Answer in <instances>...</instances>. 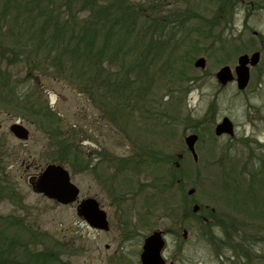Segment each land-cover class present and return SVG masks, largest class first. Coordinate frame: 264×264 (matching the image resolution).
Returning <instances> with one entry per match:
<instances>
[{
	"label": "rangeland",
	"instance_id": "obj_1",
	"mask_svg": "<svg viewBox=\"0 0 264 264\" xmlns=\"http://www.w3.org/2000/svg\"><path fill=\"white\" fill-rule=\"evenodd\" d=\"M159 2L184 19L176 24L177 34L202 45L189 53L183 81L166 74L147 82L146 96L131 98L145 110L129 104L113 124L81 89L38 71L25 74L24 81L21 62H0L21 81L17 94L30 88L31 101L55 115L16 112L10 91L0 89L3 177L15 189L14 202L2 201L0 214L26 213L27 225L40 234V248L63 264H140L144 238L154 232L163 233L166 264H264V0L233 8L225 0ZM255 52L260 61L245 92L217 85L220 68L233 71L240 55ZM199 58L206 61L204 70L194 67ZM223 118L231 122L232 135L215 136ZM13 124L26 129L28 138L17 140L8 130ZM66 130H72L74 144L62 157L52 138L62 140ZM192 134L196 160L185 145ZM50 164L68 171L79 190L74 203L63 206L35 191ZM87 198L106 213L107 231L91 229L80 217ZM194 206L200 218H187L179 228L182 214H193Z\"/></svg>",
	"mask_w": 264,
	"mask_h": 264
},
{
	"label": "trees",
	"instance_id": "obj_2",
	"mask_svg": "<svg viewBox=\"0 0 264 264\" xmlns=\"http://www.w3.org/2000/svg\"><path fill=\"white\" fill-rule=\"evenodd\" d=\"M225 1L231 8L238 5L237 1ZM135 2L0 0V62H21L24 81L28 80L27 73L38 71L81 89L87 102L111 123L117 113L127 111L129 104L144 111V105L131 98L146 96V83L158 76L169 74L173 80H182L187 74L185 65L191 63L189 53L202 43L188 34H177L176 24L184 19L174 16L179 15L177 12L164 11L159 0ZM196 24L201 27V22ZM210 32L208 28L206 35ZM178 64L181 68L176 69ZM10 76L0 68V89L10 91L16 112L54 118L45 105L31 101L30 88L17 94L21 81ZM72 136V130H66L62 140L51 137L53 145L61 147L62 157L71 152ZM6 156L0 144V203H13L15 189L3 177ZM184 213L179 228L185 219L201 216V212L192 214L188 209ZM27 222L26 213L19 217L0 214V264H63L44 246L40 248V234ZM245 255L251 262L253 254Z\"/></svg>",
	"mask_w": 264,
	"mask_h": 264
},
{
	"label": "water",
	"instance_id": "obj_3",
	"mask_svg": "<svg viewBox=\"0 0 264 264\" xmlns=\"http://www.w3.org/2000/svg\"><path fill=\"white\" fill-rule=\"evenodd\" d=\"M238 2H245V0H233ZM260 53L255 52L249 55H240L237 60V66H235L234 76L229 67L224 66L218 70L215 75V80L220 86H225L235 78L237 83V89H245L249 82V67L255 66L259 63ZM206 61L203 58H199L194 62V67L204 70ZM233 76V77H232ZM232 124L227 118L221 119V122L216 125L214 129L215 136H222L223 134L232 135ZM10 132L17 140H25L28 138V132L19 124H13ZM197 141L196 135H190L185 138V145L187 150L196 160V154L194 145ZM35 191L49 200L56 202L57 204L66 206L74 203L79 195V190L76 189L70 179L68 171L62 166L50 164L47 165L40 173L36 180ZM189 195L192 194L190 191ZM99 204L96 200L87 198L81 203L79 207V214L83 221L94 230L107 231L109 228L106 213L99 209ZM197 206H194L193 212L196 213ZM187 235L183 233V237ZM162 232H154L147 238H144L142 245V251L140 254V264H165L162 259L161 253L163 247H165V240Z\"/></svg>",
	"mask_w": 264,
	"mask_h": 264
},
{
	"label": "flooded vegetation",
	"instance_id": "obj_4",
	"mask_svg": "<svg viewBox=\"0 0 264 264\" xmlns=\"http://www.w3.org/2000/svg\"><path fill=\"white\" fill-rule=\"evenodd\" d=\"M237 60H238V59H237ZM259 61H260V59H259ZM258 65H259V63H258L257 65H255V66H250V67H249V82H250V75H251V71H252V69L256 68ZM236 66H237V62H236ZM233 67H234V68H233L232 74H233V76H234L235 66H233ZM233 76H232V77H233ZM216 82H217V81H216ZM249 82H248L247 86H245L246 88L243 89V90H238V89H237V83H236L235 78L233 79V81L229 82L227 85H225V86H223V87L220 86L218 83H217V85H218L220 88H224V87H227V86L229 87V86H231V85H235L237 91L240 92V93H243V92L246 91V89H247V87H248V85H249ZM232 127H233V126H232ZM187 195H189V194H187ZM199 212H201V209H198V212H197V213H199ZM212 212H213V210H212Z\"/></svg>",
	"mask_w": 264,
	"mask_h": 264
}]
</instances>
